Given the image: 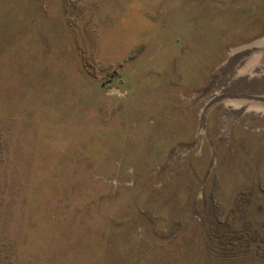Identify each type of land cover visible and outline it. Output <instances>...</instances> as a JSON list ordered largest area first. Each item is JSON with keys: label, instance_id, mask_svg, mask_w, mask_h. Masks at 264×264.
Instances as JSON below:
<instances>
[{"label": "rangeland", "instance_id": "1", "mask_svg": "<svg viewBox=\"0 0 264 264\" xmlns=\"http://www.w3.org/2000/svg\"><path fill=\"white\" fill-rule=\"evenodd\" d=\"M264 0H0V264H264Z\"/></svg>", "mask_w": 264, "mask_h": 264}, {"label": "water", "instance_id": "2", "mask_svg": "<svg viewBox=\"0 0 264 264\" xmlns=\"http://www.w3.org/2000/svg\"><path fill=\"white\" fill-rule=\"evenodd\" d=\"M253 46L257 53L264 56V34L259 39L253 41Z\"/></svg>", "mask_w": 264, "mask_h": 264}]
</instances>
